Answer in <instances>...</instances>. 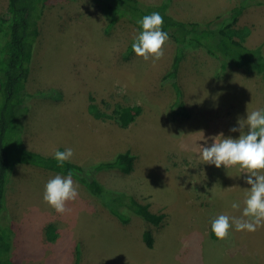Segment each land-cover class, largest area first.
I'll use <instances>...</instances> for the list:
<instances>
[{
	"label": "rangeland",
	"instance_id": "374dc122",
	"mask_svg": "<svg viewBox=\"0 0 264 264\" xmlns=\"http://www.w3.org/2000/svg\"><path fill=\"white\" fill-rule=\"evenodd\" d=\"M243 1L247 6L237 27L246 35L250 31V45L246 39L243 42L259 47L264 55V0ZM167 2L169 14L202 22L216 15L225 17L238 0ZM6 5L7 0H0V15ZM105 24L102 5L95 0L47 2L24 83L30 92L26 96L28 112L14 119L12 128L19 137L22 119L20 136L26 149L53 155L56 149L70 147L73 155L68 161L83 165L112 160L117 153L128 151L133 156L131 172L102 169L95 178L107 189L130 193L139 202L147 203L151 211L162 213L163 218L155 225L125 210L128 220L123 223L78 185L77 198L66 204H72L70 211L79 212V216L56 217L52 221L66 223L69 231L74 223L78 237L83 234L86 241L79 238L73 243L76 249H69L67 243L71 241L67 238L72 233L58 232L54 246L41 245L32 233L35 226L25 224L23 213L11 216V209L23 212L27 206L24 185L30 182L19 171L27 170L26 166L19 169L25 164L12 161L1 215L10 221L11 231L14 219L22 224L25 243L19 240L23 244L18 249L19 256L11 255L8 260L21 264L25 259L34 260L41 253L58 250L63 261L69 259V253L73 261L78 256V264H264V225L255 231L231 228L223 239L212 237L210 230L211 220L220 213L241 215L250 187L242 179L247 173L238 175L241 170L237 166L226 169L223 165L199 163L198 143L205 141L192 143L202 133L209 144L221 132L239 135L230 128L238 116L246 115V109L264 107V81L246 69L221 68L203 47L189 44L184 45L176 76L165 77L175 51V42L169 36L163 55L155 61L151 57L145 60L127 49L137 33L134 24L125 19L115 20L109 27ZM7 39L2 30L0 48ZM2 54L0 50V58ZM173 82L180 88L182 105L176 101ZM46 89H57L61 97L34 95ZM126 104L139 105L141 112L128 126L120 127L113 119V110ZM29 138L37 142L34 146L38 149L32 148ZM184 143L189 145L187 150L181 147ZM11 174H21L25 179L15 181L20 189L17 195ZM32 185L34 193L42 196L43 181ZM14 196L16 204L12 206ZM233 201L240 207L232 208ZM144 231L151 232L152 247L145 244ZM51 236V231L46 233L45 242L54 243ZM15 241L10 240V247Z\"/></svg>",
	"mask_w": 264,
	"mask_h": 264
},
{
	"label": "trees",
	"instance_id": "16d2710c",
	"mask_svg": "<svg viewBox=\"0 0 264 264\" xmlns=\"http://www.w3.org/2000/svg\"><path fill=\"white\" fill-rule=\"evenodd\" d=\"M50 0H7L5 11L0 15V32L3 30L8 39L3 42L0 50V264H17L8 260L11 258L10 222L1 212L5 204L8 173L12 161L24 163L41 169L50 170L66 175L69 171L76 182L83 185L95 201L103 205L113 216L121 222L128 220L129 210L140 215L152 224H159L162 213L153 212L147 203L139 202L130 193L121 190H111L103 186L96 178V172L101 169H115L122 173H129L133 169V156L127 152H119L112 160L101 161L90 165H80L65 161L61 167L53 159V155L26 149L20 136L24 127L22 119L19 127V137L16 136L12 124L14 119L24 116L28 112L26 96L30 92L25 90V80L28 76V64L31 59V48L39 34V21L42 18L46 4ZM102 5L105 14L106 27L115 20L125 19L134 24L143 15L158 11L163 17L162 28L175 42L172 62L165 77H175L184 55V45L203 47L220 63L221 68L246 69L259 75L264 81V55L259 47H250L243 42L246 33L237 27L239 16L246 8L243 0L232 5L225 17L216 15L206 21L183 20L167 12L168 0L160 3H147L141 0H95ZM5 28H7L5 30ZM131 48V44L127 49ZM176 101L182 105L181 92L176 82H173ZM33 95V94H30ZM35 96L60 98L57 89H46L34 93ZM141 112L139 105H119L113 110V119L120 127H126L133 122ZM15 140H12L14 139ZM9 139H11L9 141ZM8 228H7V227ZM47 226V231L52 229ZM212 237L216 236L211 232ZM142 238L147 247L153 246L150 231H144ZM78 254V252H76ZM21 264H30L23 263ZM72 264H78V256Z\"/></svg>",
	"mask_w": 264,
	"mask_h": 264
},
{
	"label": "clouds",
	"instance_id": "9594fccd",
	"mask_svg": "<svg viewBox=\"0 0 264 264\" xmlns=\"http://www.w3.org/2000/svg\"><path fill=\"white\" fill-rule=\"evenodd\" d=\"M136 23L139 25L136 35L133 37L131 48L133 52L148 60L155 61L163 55V45L168 39V32L162 28L163 17L158 11L140 17ZM231 132H239L233 137L223 132L214 135L212 142L208 143V137L202 133L192 143L204 140L196 153L199 163L211 164L216 167L223 165L237 166L243 175L242 179L250 185L243 200V208L240 216H230L226 213L216 215L210 224L211 232L223 239L234 228L237 231H255L257 227L264 225V107H258L251 111L246 109V115L238 116L236 124L231 126ZM182 148L187 150L189 145L184 143ZM73 150L70 147L64 150L56 149L53 159L61 167L65 161L70 160ZM78 195V184L74 182L72 173L66 175L60 173L50 177L43 188L42 199L59 213L70 211L66 207V201L75 200ZM232 208L240 205L233 201Z\"/></svg>",
	"mask_w": 264,
	"mask_h": 264
},
{
	"label": "crops",
	"instance_id": "0c3cea01",
	"mask_svg": "<svg viewBox=\"0 0 264 264\" xmlns=\"http://www.w3.org/2000/svg\"><path fill=\"white\" fill-rule=\"evenodd\" d=\"M244 12H245V9H244L243 13ZM242 14L239 16L237 23L238 22L240 23ZM244 39H246V43L249 44L248 41L251 40L250 31L245 36ZM29 142L33 146L32 147L33 149H38L36 146H34L35 143H37L34 139H30L29 138ZM63 144L66 147L65 143H63ZM41 151H43V150H41ZM74 151L76 152V150H74ZM76 153H78V152H76ZM44 154L51 155V153H48L47 151H44ZM80 154H81V152H80ZM76 155H78V154H76ZM74 163L83 165V163H80L78 161L77 162L75 161ZM90 164L85 163L84 165H90ZM27 165L25 164L24 166H20L19 167V169H20V168H24L26 166L25 169H27V170H24V172H21V170H19V171H20L21 174L25 175L26 179L29 178V180H30L29 183L27 182L24 185V196L28 195L29 202H28L27 206L25 207V209H23V212H21L19 209H15V210L11 209V211H10V213H12L11 216L16 218L21 213H23L24 216L26 217L25 224H31V225L35 226V227L34 226L33 227L36 229V231H32V233H33V235L37 236V238H38L37 242L39 241V244L44 245V246L48 245V244H51V245L54 246V244L57 242V238L59 236L58 232L59 233L71 232L72 236H70V237L68 236V238L65 237V239L67 238L68 242L71 241V244L67 243V247L69 249L72 247L75 250L76 249L75 248V244H73V243H75L76 240L80 238V237H78V233H76V230H77L76 225L74 223H71V228L72 229L69 231V230L66 229L67 228L66 227V223H60L59 220L52 221V219L56 218V217H58V218H60V217H67V218L72 217L73 218V216H74V218H76V217L79 216V212H74L73 213L71 211L70 212L66 211L64 213H61V215H60L59 212H57L54 208H52L53 210L50 212V207L51 206H49L47 203H45L41 199L42 196L39 197V196H37L34 193V186L32 185V184H36V181H43V184H45L46 181L50 177L54 176L55 174H57L59 172L45 170V169H41V168H38V167H35V166H31V165L27 166ZM101 170H99V171H101ZM113 170H115V169H113ZM21 174H19V176L11 174V183L13 182V187L16 188V190H14V194L15 195H17L20 192V189L17 187V184L15 183V181L18 180L17 182H19V181L25 180V179H21ZM60 174L64 175L62 173H60ZM19 179H21V180H19ZM74 182L77 183L80 187H84L83 185H81L80 183L76 182L75 180H74ZM121 191H123V190H121ZM90 196H91V199H94L91 194H90ZM14 200H15V196H14V198L12 200L14 202L12 204V206L16 204V202ZM6 201H7V198H6ZM71 203H73V202L71 201ZM7 205H8V202H7ZM68 206H69V208H68ZM68 206L66 204V207L68 209H71L70 206H72V204H69ZM58 215H60V216H58ZM49 224H52V226H53L52 229H50L49 231L52 232L51 238L52 237L55 238L54 239V243H52V242L47 243L48 241L45 242L46 241L45 240V234L48 233L47 226ZM11 226H12L11 241L14 242V240H16L15 243L11 246V255L19 256L18 249L23 246V244H21L22 242L19 241V240H22L23 243H25V240H23L22 237H21V232L23 231L22 230L23 227H22L21 223L20 224L16 223V219L11 221ZM86 232H87V235H89L90 231L86 230ZM62 238L64 239V237H62ZM82 238H83V241H86L85 237L83 236V234H82ZM82 238H80V239H82ZM24 246H25V244H24ZM50 247H52V246H50ZM56 251L57 252L48 251L47 253H41V255L39 257L36 256L34 258V260L25 259V261H23V262L31 263V264H57V263H59V264L60 263L72 264L74 262L73 258L70 257L71 253H69V257H68L69 259L67 261L66 260L63 261L64 258H62L58 254L59 253L58 250H56ZM62 256L64 257V253H63ZM25 258H28V256L25 255Z\"/></svg>",
	"mask_w": 264,
	"mask_h": 264
}]
</instances>
